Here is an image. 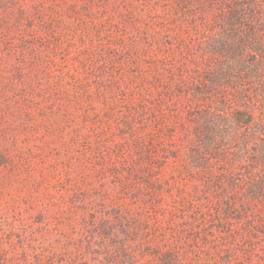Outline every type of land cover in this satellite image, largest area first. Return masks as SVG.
Wrapping results in <instances>:
<instances>
[{
    "label": "trees",
    "instance_id": "trees-1",
    "mask_svg": "<svg viewBox=\"0 0 264 264\" xmlns=\"http://www.w3.org/2000/svg\"><path fill=\"white\" fill-rule=\"evenodd\" d=\"M18 264H264V0H0V201Z\"/></svg>",
    "mask_w": 264,
    "mask_h": 264
},
{
    "label": "rangeland",
    "instance_id": "rangeland-1",
    "mask_svg": "<svg viewBox=\"0 0 264 264\" xmlns=\"http://www.w3.org/2000/svg\"><path fill=\"white\" fill-rule=\"evenodd\" d=\"M34 215L19 201H0V264H18L25 259L30 262L34 254L58 252L56 241L41 237L38 228L43 223Z\"/></svg>",
    "mask_w": 264,
    "mask_h": 264
}]
</instances>
